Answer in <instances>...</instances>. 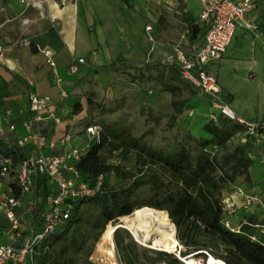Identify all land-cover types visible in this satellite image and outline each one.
<instances>
[{
  "label": "trees",
  "instance_id": "16d2710c",
  "mask_svg": "<svg viewBox=\"0 0 264 264\" xmlns=\"http://www.w3.org/2000/svg\"><path fill=\"white\" fill-rule=\"evenodd\" d=\"M181 7V0H178V8ZM182 18L187 23L191 40L203 36V26ZM116 60L121 61V58ZM144 69H135L137 79L144 77ZM155 69L156 74L150 76L154 83L172 97H178L181 94V82H184L178 66L171 63L159 65ZM189 101V98L172 101L174 115H181ZM80 110L79 104L73 105L74 113ZM100 126L98 141L91 143L74 164L81 181L92 193L69 202V218L35 246L32 264L86 262L93 243L103 237L110 227L105 225L130 215L142 206L165 211L173 226V234L175 227L174 237L185 248L197 252L195 255L202 257L203 262L211 256L225 264H264V234L256 233L253 227L255 220H246L238 232H231L222 224L223 191L232 186L237 178L242 179L246 188L251 186L248 169L253 159L245 154L249 145L238 144L231 150L226 149V144L237 132L243 134L244 125L221 114L216 115L202 127L207 137L191 138L194 146L183 145L172 151L146 144L141 137H135L133 127L122 120L109 124L100 122ZM105 147L110 151H118L122 159L133 153L134 170H125L101 161L98 152ZM192 151H196V154L193 155ZM0 154L10 158L14 168L26 157L18 149L7 148L3 140H0ZM109 174L120 183L127 184L115 188L103 182L102 178ZM33 182L36 194L41 198L40 213L50 195V187L43 176L36 175ZM9 187L11 195L18 197L19 188L15 180ZM143 187H148L155 195L161 194V199L138 206L134 199ZM84 205L96 211L90 220L82 217ZM86 228L99 230L91 241ZM254 234L258 237L257 241L250 239ZM153 255L151 264L171 257L165 252H153ZM179 255L186 257L184 252H179ZM170 264L184 263L172 258Z\"/></svg>",
  "mask_w": 264,
  "mask_h": 264
},
{
  "label": "crops",
  "instance_id": "0c3cea01",
  "mask_svg": "<svg viewBox=\"0 0 264 264\" xmlns=\"http://www.w3.org/2000/svg\"><path fill=\"white\" fill-rule=\"evenodd\" d=\"M22 1L24 2L0 1V128L5 131L0 140L4 141L7 148L18 149L25 156L58 155L63 151L59 141L65 136L70 137L69 147L85 146L87 139L84 129L78 135L72 130L77 129L79 115L83 112L86 71L99 58L101 60L103 57H111L113 40L110 36L114 33L110 22L112 17H119L116 25L119 32L128 28L121 23L123 15L132 19L145 18L154 25L160 21L163 13H180L182 20L185 17L193 24L200 25V5L195 0H181V9L178 8V0H62L63 4L58 1H45L36 7L26 5L33 0ZM245 20L252 23L253 28L237 27L231 42L241 41L242 46L238 51L247 52V58L244 56V61L231 59L234 51L230 48V42L222 58L208 61L204 68L216 78L221 98L225 94L231 95V100L226 105L238 118L246 122H264L262 110L258 112L262 113L258 119H250L243 114L233 103L234 93L223 87L215 74L219 68L229 66L235 68L234 70L242 69V76L246 81L250 72L255 76L264 74V0H256ZM141 23L135 25L136 29L142 28ZM198 37L191 51L201 43L202 37ZM44 50L52 53L53 67L47 64L42 54ZM77 58H82L83 63L78 64L76 73H70L69 67ZM33 91L50 98L59 123H43L41 132L44 143L29 141L19 145L18 140L26 135L21 122L28 117L29 95ZM74 104L81 107L78 113L73 112ZM8 121L14 124L13 131L7 130ZM250 147L264 152V140L259 139ZM252 159L253 164L248 169L251 186L246 188L242 179L237 178L232 186L223 191V195L236 188L264 200V163L258 157ZM8 178L1 181L0 193L10 191ZM243 214L257 222L262 211L257 206L236 210L232 217L234 226L246 221L242 218ZM39 220L34 228L38 227ZM28 233L29 230H24L23 236ZM10 235L9 225L0 220V243H9Z\"/></svg>",
  "mask_w": 264,
  "mask_h": 264
},
{
  "label": "rangeland",
  "instance_id": "374dc122",
  "mask_svg": "<svg viewBox=\"0 0 264 264\" xmlns=\"http://www.w3.org/2000/svg\"><path fill=\"white\" fill-rule=\"evenodd\" d=\"M118 21L119 17H112L110 20L114 31L110 36L113 40L111 57H103L101 60L99 58L86 71L87 82L83 94V112L79 115L77 129L74 128L75 130L72 132L78 135L89 124L94 123L100 126V122L109 124L112 121L122 120L133 127L135 137H141L143 142L153 148L172 151L183 145L194 146V141L191 138L198 139L207 136L202 127L208 120L220 113L213 107L212 102L193 86L181 82V94L178 97H172L170 93L161 90L150 76L156 74L155 67L175 62L174 49H179L189 56L192 47L198 41L197 37L193 40L190 39L187 25L181 19L180 13H163L160 21L154 25L146 21L145 18L134 17L132 19L123 15L121 23L123 26L127 25L128 28L123 29L122 32L116 28ZM140 23L142 28L136 29L135 25ZM147 25L151 26L150 30H145ZM241 46V41L231 42L230 48L234 51L231 53V59L242 61L244 56L247 58V52L238 51ZM118 57L121 58V61L116 60ZM138 68H145L144 77L141 79L136 78L135 69ZM234 69L231 66L219 68L215 72L219 83L234 93L233 103L243 114L248 115L250 119L260 118L262 113L258 112L262 110L264 114V74L255 76L250 72L246 81L242 76V69ZM254 78L255 80H252ZM185 98L190 99L187 107L181 115H174L171 107L172 101ZM230 100L231 95L225 94L221 101L226 104ZM262 120L264 121V117ZM241 137L242 132H237L226 144V149L231 150L235 145H242ZM209 149L215 152L213 147ZM192 154H196V151H192ZM98 156L101 161L107 164L118 165L125 170H134L135 156L133 153L126 159H122L119 157L118 151H110L105 147L99 150ZM14 175L15 172L12 171L8 176L9 184L14 182ZM102 181L115 188L127 184V182L120 183L114 179L112 174L103 177ZM224 195H236V188L230 189ZM160 199L161 194L155 195L148 187H143L134 200L138 206H141L152 200ZM40 203L41 198L36 194L35 183L32 182L31 191L25 196L22 207L16 212L23 230L28 231L38 223ZM45 204L46 201L41 210L44 209ZM151 208L142 206L137 209L156 211L161 218L170 223L165 211ZM82 210L84 211L82 217L89 220L96 213L88 205H84ZM131 214L107 223L105 227L107 225L110 227L106 229L103 237L101 236L97 242L93 243L87 261L80 264H151V260L154 258L153 252L163 251L153 247L151 241L142 244L134 239L129 230ZM242 218L248 220L250 217L243 214ZM232 220L230 218L231 223ZM171 227V235L154 233L152 237L170 240L177 255L179 252H184L186 253L185 258L193 259L195 264H204L206 260L203 262L202 257L195 255L197 252L185 248L178 242L175 238V227V237L172 224ZM7 228L5 229L7 230ZM86 229L89 230L86 232L89 234L90 241L99 231L98 228ZM177 255L171 253V257H165L155 264H170L172 258L179 260Z\"/></svg>",
  "mask_w": 264,
  "mask_h": 264
},
{
  "label": "built area",
  "instance_id": "2783aa9c",
  "mask_svg": "<svg viewBox=\"0 0 264 264\" xmlns=\"http://www.w3.org/2000/svg\"><path fill=\"white\" fill-rule=\"evenodd\" d=\"M45 1H58L63 4L62 0H33L26 5L36 7L40 2ZM195 1L200 5L198 23L204 28L201 43L191 51L189 56L179 49H174L176 53L174 63L180 70L181 79L208 97L213 107L221 115L245 126L240 141L244 145H249L245 150L246 156L249 158L258 157L264 163V152L253 150L250 147L255 141L264 140V122H246L238 118L221 101L220 88L216 78L204 68L208 61L222 58L237 27L253 28L252 23L245 20V16L254 7L256 0ZM21 2L24 1L21 0ZM150 28V26H146L145 30H150ZM42 54L47 64L53 67L52 53L49 50H44ZM82 63L83 59L77 58L69 67L70 73H76L78 64ZM27 112V119L21 122L26 135L18 140V144H25L29 141H35L38 144L44 143V136L41 132L43 123L50 122L54 125L59 123L50 98L37 91L31 92ZM14 127L11 122L6 123L7 130L13 131ZM99 132V125L89 124L84 128L87 142L83 148L69 147L70 137L65 136L63 140L59 141L60 147L63 149L60 154L26 156L15 167V170L11 159L0 154V183L13 171L15 172V183L19 188L18 197H13L11 190L7 193H0V220L6 222L11 229L10 242L0 243V264H32L35 246L53 234L69 218L71 206L69 202L92 193L81 181L80 174L74 168V164L91 143L98 141ZM4 135L5 131L0 128V137ZM36 175L46 179L47 185L50 187V195L46 199L44 209L40 212L38 227L30 229L27 236H23L24 230L16 211L22 207L25 196L31 191ZM221 204L222 224L231 232H238L240 226L245 223L241 222L234 226L230 222V218L234 217L236 210L259 207L262 215L253 227L258 235L264 234V200L259 196L237 189L236 195H224ZM250 239L257 241L258 237L254 234L250 236Z\"/></svg>",
  "mask_w": 264,
  "mask_h": 264
},
{
  "label": "bare ground",
  "instance_id": "6f19581e",
  "mask_svg": "<svg viewBox=\"0 0 264 264\" xmlns=\"http://www.w3.org/2000/svg\"><path fill=\"white\" fill-rule=\"evenodd\" d=\"M129 230L135 240L142 244L152 242L153 247L165 253H174L177 255L174 245L170 240H162L161 238L152 237L154 233L169 236L172 233V227L169 222L159 216L156 211L148 209H136L133 211L129 221ZM156 234V235H157ZM188 264H195L191 258H182ZM208 259V260H207ZM204 264H225L223 261L214 259L209 256ZM199 264V263H198Z\"/></svg>",
  "mask_w": 264,
  "mask_h": 264
},
{
  "label": "water",
  "instance_id": "95a60500",
  "mask_svg": "<svg viewBox=\"0 0 264 264\" xmlns=\"http://www.w3.org/2000/svg\"><path fill=\"white\" fill-rule=\"evenodd\" d=\"M185 258V257H184ZM181 262H183L184 264H188V263H186L184 260H182V259H179ZM208 260V259H207Z\"/></svg>",
  "mask_w": 264,
  "mask_h": 264
}]
</instances>
